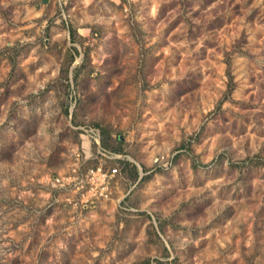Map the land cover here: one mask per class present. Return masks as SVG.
Returning a JSON list of instances; mask_svg holds the SVG:
<instances>
[{"label": "rangeland", "instance_id": "obj_1", "mask_svg": "<svg viewBox=\"0 0 264 264\" xmlns=\"http://www.w3.org/2000/svg\"><path fill=\"white\" fill-rule=\"evenodd\" d=\"M132 2L155 9L150 46L126 14ZM103 3L123 19L94 22L104 14L98 0H0V245L14 253L7 264H223L241 246L240 229L264 233V66L248 76V101L225 109L237 86L228 65L225 95L213 102L180 53L202 30L229 44L239 32L236 47L247 43L245 24L264 36V0ZM215 47L204 41L198 58L214 59ZM170 69L183 78L167 95L149 96L148 77L163 80ZM97 110L105 119H87ZM86 152L88 167L121 172L111 199L88 206L51 186Z\"/></svg>", "mask_w": 264, "mask_h": 264}, {"label": "clouds", "instance_id": "obj_2", "mask_svg": "<svg viewBox=\"0 0 264 264\" xmlns=\"http://www.w3.org/2000/svg\"><path fill=\"white\" fill-rule=\"evenodd\" d=\"M98 4L102 5L104 14H98L99 18L94 22L103 23L105 26H107L112 19L118 17L123 19V16L125 15L124 13H115L107 3H103V0H98ZM129 7L133 9V11L131 12L126 10V14L132 17L130 23H138L140 30L145 33V46H150L152 43L150 34L152 32V29L155 27L152 21V17L155 15V9L153 8V11L150 13L146 12L144 9L145 7H147V5L143 4L142 2L140 4L132 2L130 3ZM187 18L191 19V12L187 14ZM192 23L202 24L203 21L192 20ZM244 28L247 32V43L241 44L239 47L235 46L236 39L239 36V32H236L232 37L227 38L228 41H231V44H229L223 38L219 41H216L214 34L204 30H202L201 35L197 37V39H185L182 43L183 51L180 54L185 56L186 58H189V64L185 71H191L198 74V76L203 75V80L199 81V83L204 87H211V100L213 102L225 95L223 87V82L226 79V77L224 76V66L226 64L228 65L229 71L232 73V75L235 76L237 86L235 90L232 91L229 99L223 103V107L225 109H228L232 106V101H238L241 103L248 101V97L243 94V90L245 87H255V85H248V76L250 74L257 75L260 71V67L264 66V55H261V53H264V36L258 37L256 34V30L251 28L247 24L244 25ZM108 38V35H105V41L108 40ZM156 38H159L158 33L156 34ZM204 41H210L216 44L215 48L209 49L210 54L215 57L214 59L201 60L198 58L199 50L201 49ZM189 45L194 46L189 47ZM99 51L101 52V54H104L103 47H101ZM127 71L128 76L132 79L134 87L139 91L143 81L135 75V68H131ZM174 71V69H170L168 73L163 74L165 76L163 80H161L160 75H156L155 78L149 76L148 84L151 91L148 95L154 96L157 92L161 94V97L167 95L170 88L175 87L173 81L183 78L180 74L173 75L172 73ZM217 72H219V76H217ZM214 77L220 80L219 84L215 83V80L213 79ZM259 80L261 82H264V77H260ZM157 81H159V86L152 87L157 83ZM210 81L211 84H209ZM187 95L190 96L195 102V93H188ZM142 100L143 95H138L133 107L139 108ZM208 106L211 107V104H209ZM256 110L258 111L259 109ZM93 118L100 120L105 119L104 111L97 110L96 112H93L89 117H87V119ZM57 131H59V129H57ZM52 139L53 141L55 140V132L52 133ZM90 155V153L86 152L84 154V159L87 160ZM73 179L77 178L73 177ZM80 183L83 184V181H81ZM51 186L52 188H57L63 187L64 185L53 183ZM5 231H7V228H5ZM240 231L242 233L241 246L238 248H233L231 252L225 256L223 264H232V261L234 260L236 264H264V233H261L253 238L252 236L243 234V229H240ZM21 239L22 237L18 235L12 243H19ZM224 239L225 243H228L227 237H225ZM24 246H27L26 242ZM13 254L14 253L11 249H9L8 244L0 245V257L5 258L0 259V264H7V257ZM91 254L93 256L97 255L95 251H93Z\"/></svg>", "mask_w": 264, "mask_h": 264}, {"label": "built area", "instance_id": "obj_3", "mask_svg": "<svg viewBox=\"0 0 264 264\" xmlns=\"http://www.w3.org/2000/svg\"><path fill=\"white\" fill-rule=\"evenodd\" d=\"M87 133L86 140L90 139L99 142V134L94 130L83 129ZM90 147V143H89ZM100 155L107 157L106 153L99 151ZM109 158V157H107ZM89 161V159H87ZM87 160L79 161V165L74 169L73 174L67 178H58L55 184H63V190H69L78 196V204L89 205L99 201L110 200L113 193V185L117 177L121 174L118 167L107 168L104 164L87 166ZM76 177L77 179H73ZM83 181V184L80 182Z\"/></svg>", "mask_w": 264, "mask_h": 264}, {"label": "bare ground", "instance_id": "obj_4", "mask_svg": "<svg viewBox=\"0 0 264 264\" xmlns=\"http://www.w3.org/2000/svg\"><path fill=\"white\" fill-rule=\"evenodd\" d=\"M86 144H88V143H86Z\"/></svg>", "mask_w": 264, "mask_h": 264}, {"label": "crops", "instance_id": "obj_5", "mask_svg": "<svg viewBox=\"0 0 264 264\" xmlns=\"http://www.w3.org/2000/svg\"><path fill=\"white\" fill-rule=\"evenodd\" d=\"M84 144H85V142H84Z\"/></svg>", "mask_w": 264, "mask_h": 264}]
</instances>
